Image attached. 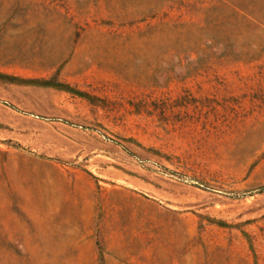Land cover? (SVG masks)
<instances>
[{
    "label": "rangeland",
    "instance_id": "rangeland-1",
    "mask_svg": "<svg viewBox=\"0 0 264 264\" xmlns=\"http://www.w3.org/2000/svg\"><path fill=\"white\" fill-rule=\"evenodd\" d=\"M264 0H0V264H264Z\"/></svg>",
    "mask_w": 264,
    "mask_h": 264
},
{
    "label": "trees",
    "instance_id": "trees-1",
    "mask_svg": "<svg viewBox=\"0 0 264 264\" xmlns=\"http://www.w3.org/2000/svg\"><path fill=\"white\" fill-rule=\"evenodd\" d=\"M264 189V188H263Z\"/></svg>",
    "mask_w": 264,
    "mask_h": 264
}]
</instances>
